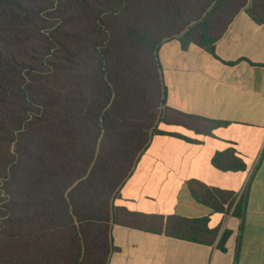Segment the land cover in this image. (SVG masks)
I'll return each mask as SVG.
<instances>
[{"label":"trees","instance_id":"trees-1","mask_svg":"<svg viewBox=\"0 0 264 264\" xmlns=\"http://www.w3.org/2000/svg\"><path fill=\"white\" fill-rule=\"evenodd\" d=\"M242 12L264 25V0H0V264H108L114 224L213 242L206 218L114 202L153 136L168 134L162 125L203 135L219 126L167 106L161 45L217 58ZM213 165L246 168L232 152ZM190 189L216 212L231 202Z\"/></svg>","mask_w":264,"mask_h":264},{"label":"crops","instance_id":"crops-1","mask_svg":"<svg viewBox=\"0 0 264 264\" xmlns=\"http://www.w3.org/2000/svg\"><path fill=\"white\" fill-rule=\"evenodd\" d=\"M215 53L178 40L161 45L167 106L219 126L203 135L162 125L168 134L153 136L114 202L146 216L206 218L213 242L114 224L108 264H264V25L240 13ZM225 152L245 170L217 169L213 159ZM192 182L231 193V202L222 212L198 203Z\"/></svg>","mask_w":264,"mask_h":264}]
</instances>
